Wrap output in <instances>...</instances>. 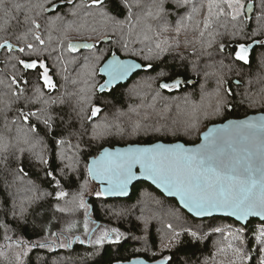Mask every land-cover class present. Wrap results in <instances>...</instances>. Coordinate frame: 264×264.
I'll use <instances>...</instances> for the list:
<instances>
[{"label": "snow or ice", "instance_id": "1", "mask_svg": "<svg viewBox=\"0 0 264 264\" xmlns=\"http://www.w3.org/2000/svg\"><path fill=\"white\" fill-rule=\"evenodd\" d=\"M168 4L172 5L171 10L166 7ZM256 7L259 13L253 17L250 14ZM21 15L27 27L10 38L7 34L10 21L19 22ZM172 16L176 17L174 24L169 19ZM196 16H203V20L193 24ZM253 19L256 26L249 32L247 29ZM0 21V51L6 53L4 67L0 69V73H4L0 75V121L3 124L0 166L14 175L11 183L6 179L3 182L12 207H5L4 199H0V213L11 215L18 225L26 223L32 205L52 196L56 201V212L75 217L82 210L83 214V238L70 235L80 223L77 219L65 222L55 231L53 221L47 220L35 239H25L18 234V227L14 229L6 220L0 219V257L6 258L8 251L15 250V264H31L29 257L33 251L53 254L63 250L66 255L50 261L48 255H38L37 264H78L81 258L74 254V243L93 250L103 249L105 244L120 245L127 237L119 228L100 224L90 226L94 222L89 217L90 205L85 199L89 180L101 185L92 193L96 198L128 197L130 189L136 186L133 182L143 181L151 182L167 198L177 199L181 208L193 218L203 221L221 214L233 218L234 224L224 227L201 222L199 227H193L175 206L142 188L137 201L141 214L135 218L142 224L143 235L137 238L142 245L136 251H143L148 258L133 259L128 264H175L171 255L161 254L179 247L185 237L203 242L213 235L220 237L214 241L213 264L216 255L227 256L229 252L231 259L227 264H264V115L210 127L200 134L201 142L193 147L182 143H156L115 150L104 148L98 155L89 151L94 143L107 142L116 136H192L199 134L202 121L232 111L235 94L231 87H225L227 82L220 70L228 68L231 71L235 62L249 65L254 48H264V38H257L264 37V0H258V3L257 0H0ZM149 21L156 23L153 25ZM190 28L198 33V39H187ZM71 33L82 37L87 33L86 39L94 42L73 43L69 39ZM169 33L173 35H167ZM182 34L186 37L185 47L199 43L202 48L211 49L216 45L221 54L197 71V75L202 71L204 77L198 103L188 95L164 96L163 91L179 92L193 81L165 70L157 71L154 66V61H160L164 53L181 47ZM218 36H228V45L217 44ZM104 44L118 45L131 56L142 57V62L120 59L112 51L107 62L99 68L107 80L97 88L94 79L97 65L108 55L99 50ZM132 44L141 47L132 48ZM228 47L232 48L231 52L227 51ZM82 49L87 52L81 53L79 60L75 57L66 59V53H77ZM226 60L229 63L226 64ZM70 64L77 66L76 77L71 83L83 86L73 92H60L54 75H61L67 83ZM259 64L264 68V53L259 57ZM139 72L146 75L129 90L132 95H139L137 89L145 85L152 89L159 77L171 76L170 80L152 89V103L147 105L155 111L157 101H167L157 112L160 119L145 122L149 120L145 113L141 119L129 117L123 122L120 117L128 113L120 109L111 115L106 113L105 107L97 103L104 97L96 93L103 94ZM153 72L157 75L152 76ZM209 78H214L216 84L211 91L206 87ZM256 79L264 82L260 73ZM235 83L239 88L240 81ZM248 84L251 85L252 80ZM240 96L241 105L264 104V87L256 93L246 89ZM177 100L190 105L188 118L167 123L166 114L172 102ZM54 108H59L63 114L55 113ZM65 108H68L67 113H64ZM10 112L15 115L10 117ZM129 112L141 116L138 108L131 105ZM69 137L75 138L76 143L73 144ZM13 139L16 144L27 146L18 148V154H13L16 161L27 152L39 164L47 166L44 175L52 185L53 193L41 189L31 179L25 181L28 173L24 167H12L9 148L15 147ZM45 151L49 158H45ZM52 153H56L62 165L58 174L52 167ZM73 178L78 186L75 190L66 189L63 181L71 184ZM17 181L28 186L18 188L14 195L11 188ZM20 192L25 194L19 196L17 204ZM149 204L155 205L157 211L145 215L143 209ZM137 205H122L113 210V215L131 216ZM163 217H171L176 221L175 225L165 222ZM153 219L160 220L166 228V231L156 230L155 240L149 228ZM96 254L94 251L93 255ZM203 264H209V261L205 260Z\"/></svg>", "mask_w": 264, "mask_h": 264}, {"label": "trees", "instance_id": "2", "mask_svg": "<svg viewBox=\"0 0 264 264\" xmlns=\"http://www.w3.org/2000/svg\"><path fill=\"white\" fill-rule=\"evenodd\" d=\"M258 3V0H257ZM168 9L171 10L172 5L168 4L166 5ZM66 11V10H65ZM183 12V10H180ZM259 13V8L256 7L254 9V12L250 15H253V17ZM123 19V16L120 17ZM170 21L174 24L176 17L172 16L169 18ZM24 17L21 15L19 17V22L17 20L10 21V26L7 29V34L10 38L13 37V33H19L22 32L27 25L23 22ZM203 16H196L194 18L193 24H195L196 21H202ZM221 20H223V17H221ZM153 25H155L154 21H149ZM2 23V21H0ZM98 23V22H97ZM255 22L253 19V22L249 24V27L247 31H251L252 28H254ZM202 27V24H201ZM215 27V26H214ZM220 31H223V29H219ZM72 34V33H71ZM71 34L69 37H72ZM54 35H58L54 33ZM74 38L71 40L73 43H93V40L86 39L87 33H85V36H80L78 34H74ZM169 36L173 35L172 33L167 34ZM185 35H181V47L178 49L169 50L168 52L164 53L160 61H154V66L157 67V71L165 70L169 74H177L179 77L183 79H189L194 81V85L192 87L185 85L181 88L179 92L174 93H168L167 91H163V95L167 97H174V96H180L183 97L184 95H188L190 99L194 102H199L200 100V94L201 84L204 83V77L201 71L200 75H197V71L204 69L205 65L209 62H212L219 58L221 55L218 50L217 46L213 45L211 49H204L202 48L201 44L194 43L190 44L189 46L185 47L183 44V41L185 39ZM258 39L264 38V37H257ZM187 39L189 40H195L198 39V33L193 31L191 28L187 32ZM229 37L228 36H218L216 38L217 44L219 42H224L226 45L229 43ZM13 43H15V40L13 38ZM99 45V42H97ZM137 48H140L141 45L135 44ZM109 44H104L99 47L100 51H103L105 48L109 47ZM228 52L232 51L231 47L227 48ZM87 50H81L77 53H66V59L75 57L80 58L81 53H86ZM112 51L107 50L106 53L108 54L103 61H101L98 66L102 65L104 61L110 57ZM117 56H120L121 58H131L135 59L138 62H142V57H133V56H124L120 52L116 51ZM208 53H211V56L208 55ZM261 53H264V48L261 47H255L254 50L251 53V63L249 65H244L242 62H235L234 66L231 68V71H229L228 68H223L222 70L219 69V65H216L217 69L222 71L224 74L226 84L225 87H231L233 93L235 94L233 99L234 107L232 111H226L220 116H213L209 120L202 121L199 128V134H193L192 136H180V137H173V136H163L159 134L153 135L151 138L148 135H138L134 136L132 139H125L124 137H111L108 139L107 142L105 141H98L92 145V148L89 149V151L93 152V155H98L99 152L106 148V147H116V146H126V145H149L156 142H163V143H174V142H182L186 145H194L198 143L200 134L205 131L210 125L222 123L228 119H240L243 117H246L250 114H256V113H264V104H257L255 106H249L247 103L241 105L239 104V100L241 99L240 94L243 93L246 89L250 90L251 92H258V90L261 87H264V82H257V73H260L262 76H264V68L260 67L259 64V57ZM6 53H3L0 51V69L4 67V56ZM225 63H229V61H225ZM69 66L72 65L70 64ZM97 66V67H98ZM99 66V67H100ZM97 68V74L95 76V85L98 88V86L103 82V79L98 75V69ZM194 68L196 70H194ZM7 72V70H5ZM74 72H69V81L67 83L64 82V80H59L61 83V89L60 92H73L78 87H82V84L79 85H73L71 83V79L75 78L76 75L73 74ZM4 73H0L2 75ZM146 74L144 72H140L132 77V79L125 85L118 86L115 89H112L108 93H96L97 96L103 95L104 99L102 101H97L102 107H105V112L111 115L114 113L117 109H120L126 113H128L127 116L120 117V120L123 122H127L129 120V117L131 120H137L141 119L145 113L148 114L149 120L145 122H155L160 119V117L157 115V112L161 111L164 104L167 103V101H157L156 103V110L154 111L152 108H148L147 105L152 103V89H155L158 87L159 83L166 82L170 80L171 76H164L159 77L155 83L152 85V89L148 88L146 85L142 86L137 89V92L139 95H132L129 93V90L133 87V85L140 81L142 77H144ZM152 76H156L157 73L153 72L151 73ZM252 80V84L249 85L248 81ZM234 81H240V87L238 88ZM207 89L211 91L216 87L214 78H209L208 83L206 85ZM30 94V93H29ZM177 104H179V108L177 107ZM137 107L138 110L141 113L140 117H137L134 113L129 112V106ZM22 106V105H21ZM190 111V105L183 102V100H177L173 101L171 104L170 111L166 114L167 115V123H171L173 119L176 121H183L187 119V112ZM55 113H61V110L59 108H54ZM68 112V108L64 109V113ZM14 112H10L9 116H14ZM165 122V121H161ZM57 123H59V120H57ZM3 124L2 121H0V129H2ZM15 133H12V136H14ZM71 138V137H69ZM72 143L75 144L76 140L75 138H71ZM87 137H85V140ZM50 141V138H49ZM12 143L15 145V147L9 148V155H10V163L13 168L17 166L24 167L25 171L28 173L27 177H24V180L27 181L28 179H31L34 181L37 185L40 186L41 189L53 193L54 189L52 185L48 182L47 178L44 175V169L47 167L45 165L39 164L35 159H33L27 152L24 153L23 157L16 161L14 159L13 154H18L17 149L20 147H27L23 143L16 144V141L13 139ZM54 147V145H52ZM45 158H49L48 151L44 152ZM52 157V167L56 169L57 174L59 173V168L62 166L59 158L56 156V153L51 154ZM83 164V163H81ZM84 166V165H82ZM74 175V174H73ZM7 180L9 183H11L14 179V175L12 172L4 171L3 167L0 166V199H4L5 201V207L11 209L12 207V200L7 196V194L4 192L3 189V182L4 180ZM89 182L93 183L89 180ZM63 184L66 189L69 190H75L78 186V182L73 178L72 183L69 184L68 181H63ZM94 184V183H93ZM21 185H24L21 187ZM96 185V184H95ZM136 186L132 188L131 196L126 200H106L104 198H96V197H88L86 198V201L90 205L89 210V217L91 221L94 222V224H100L104 225L105 223L110 225L111 227L119 228L127 237L125 240H122L120 245H113V244H105L103 249L100 250H93L88 248L87 246H81L78 243L73 244V250L74 254L78 255L81 259L78 261V264H113L118 262H126L136 257H142L144 259H147V255L143 252H135L137 248H141L142 241L137 239L138 237H141L143 235L141 231V226L135 217L139 216L136 215L137 212L134 210L135 214L132 218L131 216L124 217L123 220H120L117 223H112L110 219H106V207L110 206H116V205H137V201L140 199L141 192L140 190L142 188H147L149 191H151L153 194H155L159 199L164 200L166 203L171 204L175 206L176 211H178L181 215L185 216L189 223L192 224L193 227H199L201 222L203 224L207 225L209 223L213 225H220L227 227L228 225L234 224L233 220L230 219H224V218H212L208 220H196L190 215H188L186 212H184L180 207L178 206L177 202L175 200L166 199L161 193H159L157 190H155L150 185L140 182L135 184ZM26 184H21L19 181L16 182V184L11 188V191L14 195L17 194L18 188L27 187ZM97 187V185H96ZM16 188V189H14ZM25 193L20 192L17 196V204H19V196H23ZM62 203V202H61ZM55 205L56 201L52 198V196L46 197L43 201H41L38 204H33L32 207L29 209L28 214L26 216V223H19L17 221H13L11 215L4 216L2 213H0V219L6 220L10 227L16 229L18 227V234L22 235L25 239H35L41 231V227L43 226L44 222L47 220L53 221V230H58L61 226L65 224V222H70L72 219H77L80 221L77 228L74 229L73 233L70 235L75 236H82V220H83V214L82 210L81 212H78L75 217L64 215L61 213H58L55 211ZM152 209L156 208L155 205L149 204ZM137 207V206H136ZM149 211V208H147ZM141 211V209H140ZM157 211V209H156ZM141 214V213H140ZM55 218V219H53ZM163 220L165 222H172L174 225L176 223L175 220H173L171 217H163ZM156 223H151L149 226L151 237L153 240L156 239V230L158 228L165 230L164 224L161 223L160 220L155 219ZM255 223L256 220H253ZM115 224V225H113ZM220 237L217 235H213L208 237L203 242L193 241L191 237H185L184 243H182L179 247L172 249L170 252H164L161 255H171L175 261V264H203L205 260L209 261V264H213L212 257L214 256L216 249L214 248V241L219 239ZM0 243H2V240H0ZM7 251V250H6ZM14 251H8L7 257H0V264H15L14 261ZM96 251L97 254L93 255V252ZM38 255H48L49 261L56 257V256H64L66 253L61 250L58 253L53 254H47L44 252V250H36L30 253V261L31 264H37V256ZM231 259V253L229 252L227 256L225 255H216L215 256V264H219L220 261H224L225 264H227V260Z\"/></svg>", "mask_w": 264, "mask_h": 264}, {"label": "rangeland", "instance_id": "3", "mask_svg": "<svg viewBox=\"0 0 264 264\" xmlns=\"http://www.w3.org/2000/svg\"><path fill=\"white\" fill-rule=\"evenodd\" d=\"M155 22V21H154ZM156 23V22H155ZM74 34H76V33H72L71 34V36L72 37H69V39L70 40H72L73 38H74ZM85 36V35H84ZM101 39H103L102 37H101ZM110 46L109 47H107V48H105L104 50H103V52H106L107 50H110V51H118V52H120L122 55H124V56H131L130 55V53H128V52H125V51H123L122 49H120V47L118 46V45H112V44H109ZM130 47H132V48H137V46L135 45V44H132V45H130ZM138 49V48H137ZM173 49H175V48H173ZM173 49H171V50H173ZM137 57H140V56H137ZM77 60H79V58H77ZM49 63H51V61H49ZM98 66V65H97ZM100 66V65H99ZM98 66V67H99ZM97 67V68H98ZM69 72H74L73 74L74 75H76V72H77V66L76 65H72V68H71V66H69L68 65V73ZM76 77V76H75ZM54 80H55V82L57 83V85H58V87H59V89H61V83H59L60 81L59 80H63L62 79V77H61V75H59V74H57V75H54ZM132 138H134V136H128V135H126V137H125V139L127 140H129V139H132ZM45 156V155H44ZM83 164H81L80 165V167L81 168H83L84 166H82ZM22 186H24V185H21V187ZM14 189H16V188H14ZM99 189H98V187H96V185L95 184H93V183H91V182H89L88 183V189H87V194H86V196H85V199L86 198H88V197H95L92 193L94 192V191H98ZM155 195V194H154ZM140 197H141V195H140ZM157 198H159V197H157ZM162 200V199H161ZM134 205V204H133ZM136 205V204H135ZM121 205H116V206H110V207H106V211H105V213H106V219H110V221L112 222V223H117V222H119L120 220H123L124 219V217H116L115 215H113V210L114 209H117V208H119ZM147 208H149V211L147 210ZM135 209V211L137 212V214L136 215H140V213H141V211H140V209H141V207L139 206V205H137V207H135L134 208ZM143 211H144V214L145 215H151L152 214V212H155L156 211V208H154V209H152V207L150 206V205H147V206H145L144 207V209H143ZM134 214H135V212H134V210H133V215H131V217L133 218L134 217ZM155 219H153L151 222H150V224L153 222V223H156V221H154ZM139 223H141V222H139ZM95 224H93V225H90V226H94ZM113 225H115V224H113ZM103 226H105V227H108V228H112L110 225H108V224H104ZM140 226H141V228H142V224H140ZM149 226H151V225H149ZM164 231H166V229L164 230ZM155 235H156V233H155ZM83 238V237H82ZM135 252H136V250H135Z\"/></svg>", "mask_w": 264, "mask_h": 264}, {"label": "water", "instance_id": "4", "mask_svg": "<svg viewBox=\"0 0 264 264\" xmlns=\"http://www.w3.org/2000/svg\"><path fill=\"white\" fill-rule=\"evenodd\" d=\"M120 59H124V60H130V61H134V62H138L137 60H135V59H131V58H121L120 56H118ZM110 58V57H109ZM109 58H107V59H109ZM107 59L104 61V63H106L107 62ZM103 63V64H104ZM139 63V62H138ZM103 64L100 66V67H103ZM99 67V68H100ZM140 73V72H139ZM98 75L103 79V82L101 83V84H103L104 82H105V80H107V76L105 75V74H103V73H100L99 72V69H98ZM134 75H136V74H134ZM133 75V76H134ZM133 76H131L128 80H126V81H123V82H120L117 86H114L113 88H111L110 90H107V91H105L104 93H108V92H110L112 89H115V88H117L118 86H121V85H125V84H127L131 79H132V77ZM236 81H234V83H235ZM194 85V81H193V83L192 84H188V86H190V87H192ZM235 85H236V83H235ZM99 87V86H98ZM99 93V92H98ZM101 94V93H100ZM261 115H264V113H256V114H250V115H248V116H246V117H243V118H240V119H228V120H226V121H224V122H222V123H218V124H213V125H210L208 128H210V127H213V126H217V127H219L220 125H222V124H226V123H228L229 121H239V120H246V119H251V118H255V117H259V116H261ZM208 128L205 130V131H203V132H206L207 130H208ZM202 132V133H203ZM201 133V134H202ZM201 141H200V136H199V141H198V143H200ZM156 143H163V142H156ZM156 143H153V144H156ZM174 143H182V142H174ZM198 143H196V144H198ZM165 144H170V143H165ZM182 144H184V143H182ZM196 144H194V145H186V144H184L186 147H193V146H195ZM129 146H136V145H126V146H116V147H113V148H110V147H106V148H109V149H112V150H115V149H120V148H126V147H129ZM139 146H147V145H139ZM103 150V149H102ZM101 150V151H102ZM100 151V152H101ZM99 152V153H100ZM138 171V170H137ZM90 181H92V180H90ZM94 184H96L97 185V187H98V189H100V187H101V185L99 184V182L98 181H92ZM141 182H143V181H141ZM134 184H137L138 182H133ZM140 183V182H139ZM143 183H146V184H148V185H150L151 187H153L155 190H157L156 188H155V186L154 185H152L151 184V182H143ZM158 191V190H157ZM131 192H132V188L130 189V195L128 196V197H116V196H110V197H106V198H104V199H106V200H111V199H115V200H126V199H128L130 196H131ZM159 193H161L160 191H158ZM162 194V193H161ZM163 195V194H162ZM166 199H170V198H167L165 195H163ZM170 200H175L176 202H177V204H178V206L180 207V209H182L181 208V206L179 205V203H178V200L177 199H170ZM184 212H186L187 213V211L186 210H184V209H182ZM188 215H190L191 216V214H189V213H187ZM215 218H224V219H230V220H233L234 221V219L233 218H230V217H226V216H223V215H221V214H217L216 216H215ZM194 219H196V220H200L201 221V219L200 218H194ZM208 219H212V218H204L203 220H208ZM256 219H258V218H256ZM133 259H136V260H140V259H144V258H142V257H136V258H133ZM133 259H131V260H133ZM130 261V260H129ZM113 264H119V262L118 263H113ZM124 264H128V261H126V262H124Z\"/></svg>", "mask_w": 264, "mask_h": 264}]
</instances>
